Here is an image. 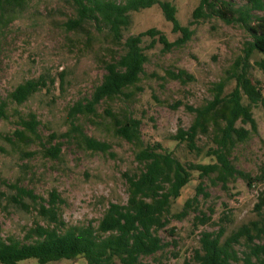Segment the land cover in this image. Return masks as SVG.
<instances>
[{
	"label": "rangeland",
	"instance_id": "rangeland-1",
	"mask_svg": "<svg viewBox=\"0 0 264 264\" xmlns=\"http://www.w3.org/2000/svg\"><path fill=\"white\" fill-rule=\"evenodd\" d=\"M123 3L125 0H116ZM171 2L178 10L177 18L183 26L194 20V10L201 0H163ZM234 9L245 5V0H225ZM9 14V13H8ZM6 14L0 27V97L8 99L10 92L20 83L45 76L50 91L36 93L19 106L9 103L8 118L0 121V235L3 238L23 239L27 229L45 222L38 215L29 198L25 208L13 202V186L32 190L35 195L49 199L57 191L65 201L60 214L69 226L98 224L109 203L126 204L128 187L125 173L139 171L135 155L140 146L114 134L111 117L105 112L111 108L121 116L142 121L141 139L144 144L161 143L165 149L180 157L183 162L195 164L215 163L207 156L212 143L204 136L197 144L201 155L190 152L184 144L171 138L179 127L187 129L195 115L187 106L200 107L213 101L218 84H224L223 96L236 87V74L246 63L253 83H259L264 93V71L259 63L264 55L252 50L253 35L240 21L238 15L231 22L216 14L203 16L190 25L191 37L170 51L156 44L147 50L148 61L138 85L128 92L131 98L121 96L97 107L98 116L79 115L88 137L111 146L108 153L94 152L75 138L64 136L71 127L68 112L79 101L91 98L106 74L105 65L124 53L128 37L156 28L165 33L170 42H176L181 33H174L160 6L130 13L131 23L123 31L121 43L111 31L95 22L87 21L81 29H73L70 20L78 18L72 0H26L22 8L10 16ZM253 15L264 16V11ZM230 18V17H229ZM234 19V20H233ZM151 38H144V46ZM251 55L247 59V53ZM186 71L192 79H174L170 73ZM245 105L248 99H243ZM257 130L242 125L250 131L247 139L237 142L231 161L239 174L224 186L216 175L204 179L193 172L191 181L183 188L180 197L172 203L167 227L160 232L164 250L142 259L143 264H185L194 261V251L199 248V237L204 231L217 233L223 227L222 241L239 227L264 216L257 209L259 195L264 191V108L253 105ZM34 113L40 121L38 134L41 141L26 145L14 138L20 115ZM57 135L52 145H62L58 160L47 157L43 143ZM242 174V175H241ZM244 174L254 182L247 184ZM209 197H199V209L184 219L176 217L184 204L196 194L199 184ZM201 211L211 217L208 224H199L195 217ZM235 249L239 257L247 250L244 243ZM118 264H121L116 261ZM22 264H38L35 260ZM50 264H87L83 257L60 260ZM242 264V262L235 263Z\"/></svg>",
	"mask_w": 264,
	"mask_h": 264
},
{
	"label": "trees",
	"instance_id": "trees-1",
	"mask_svg": "<svg viewBox=\"0 0 264 264\" xmlns=\"http://www.w3.org/2000/svg\"><path fill=\"white\" fill-rule=\"evenodd\" d=\"M76 6L78 18L70 20L73 29H81L87 21L108 28L113 38L121 43L123 31L130 23V13L160 6L168 22L173 26L174 33H181L176 42H170L162 31L151 28L144 33L130 36L124 43V53L105 65L106 74L89 99H84L70 107L68 117L70 129L64 136L75 138L84 144L86 149L94 152L108 153L111 146L85 134L81 125L76 124L81 116H98L97 107L102 102H111L121 96L131 98L133 92L144 75L145 64L148 61L147 50L156 44L163 45V50L170 51L179 44H185L191 37L189 26L200 17L216 14L231 22L240 21L253 35L252 52L254 50L264 55V16L253 15L255 11H264V0H245V5L234 9L225 0H201L194 10V20L188 26H183L177 18V8L163 0H72ZM26 0H0V27L8 14L11 18L16 10L22 8ZM230 17V18H229ZM233 19V20H234ZM151 38V43L144 46V38ZM251 55L247 53V59ZM248 63L241 73L236 74V87L228 95L223 96L224 84H218L213 101L200 107L187 106L195 115L189 128L179 127L171 138L178 144H184L187 149L201 155L203 149L197 142L206 137L212 146L207 156L215 159L211 164H195L183 162L175 152L168 151L161 143L144 144L141 139V120L121 116L109 107L105 112L111 117L114 134L140 146L135 155L139 171L125 173L128 187L126 204L109 203L103 217L97 225L89 223L80 226H69L60 214L61 205L65 201L57 191H52L46 200L17 185L13 186L16 195L14 203L30 208L24 202L27 197L33 203V208L45 222L27 229L23 239L14 237L3 238L0 235V264H22L35 260L38 264H50L60 260H75L83 257L87 264H143L142 259L152 257L164 250L160 232L168 223L172 203L176 201L183 188L191 181L193 172L199 173L204 179L216 175V180L225 186L239 171L232 164L231 156L237 142L245 141L250 133L244 125H250L257 130V122L253 116V105L264 108L263 88L259 83H253L248 72ZM264 71V60L259 63ZM174 79L183 81L192 77L184 70L177 74L170 73ZM49 82L45 76L26 80L10 92L8 99L0 97V121L8 118L9 103L19 106L25 104L32 96L43 90L50 91ZM249 104L245 105L244 98ZM20 129L14 132V138L26 145L41 141L38 134L40 121L34 113L20 115L17 121ZM241 123L243 126H239ZM57 135H51L43 143L47 157L58 160L62 153V145L58 142L52 145ZM242 175V174H241ZM244 178L249 186L253 180L246 174ZM209 197L203 182L199 184L196 194L183 206L176 215L178 219L186 218L191 211L199 209V197ZM259 211L264 210V191L259 195L257 204ZM195 220L203 225L211 221V217L201 211V216ZM226 232L221 228L217 233L202 232L199 237V248L194 251L193 259L198 264H264V216L242 225L222 241ZM244 243L246 251L243 258L235 249ZM185 264H192L187 261Z\"/></svg>",
	"mask_w": 264,
	"mask_h": 264
}]
</instances>
